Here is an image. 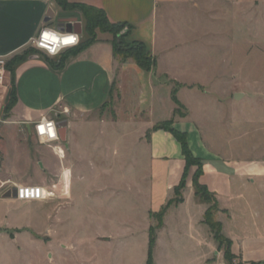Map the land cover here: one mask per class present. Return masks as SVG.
Listing matches in <instances>:
<instances>
[{"label": "rangeland", "instance_id": "rangeland-1", "mask_svg": "<svg viewBox=\"0 0 264 264\" xmlns=\"http://www.w3.org/2000/svg\"><path fill=\"white\" fill-rule=\"evenodd\" d=\"M190 5L193 9H181L173 18V89L179 101V106L173 102V122L190 119L205 149L220 157L264 161V0H190ZM132 47L121 44L119 53L128 57L117 55V60L134 62L131 54L141 52ZM26 50L37 51L32 44ZM121 98L83 116L73 128L75 143L65 157L71 170L67 183L58 173L35 169L18 175L23 183L45 177L53 188L46 199L3 197L12 186L3 181L7 174L0 167V264L147 263L149 229L164 224L160 211L149 207L151 129H143L145 115ZM116 135L126 141H114ZM190 143L202 150L193 137ZM40 144L33 138L19 147L37 150ZM2 160L0 150V166ZM190 166L197 170L195 163ZM186 193H172L168 207ZM212 203L205 202L206 208ZM216 203L212 215L223 223V233L238 232L241 221H228V210ZM166 226L167 231H156L151 264H200L206 255V264H243L232 253L225 259V244L218 248L211 231L214 253L198 252L185 236L174 245L173 210Z\"/></svg>", "mask_w": 264, "mask_h": 264}, {"label": "crops", "instance_id": "crops-1", "mask_svg": "<svg viewBox=\"0 0 264 264\" xmlns=\"http://www.w3.org/2000/svg\"><path fill=\"white\" fill-rule=\"evenodd\" d=\"M65 4L63 7L58 0H0V57L9 60L26 50L43 26L65 31V23L58 22L62 18L75 17L81 23L82 32L78 34L81 41L84 21L77 5H86L103 10L110 23H126L127 40L143 42L154 59V66L145 70L131 60L119 62L114 54L113 34L98 29L95 41L82 50L72 47L53 56L38 50L16 64V102L6 115L3 104L8 83L0 85V118L3 119L0 167L7 174L3 181L11 186L40 185L47 191L53 189L51 183L45 184V177L40 179L41 183H23L18 175L26 168V171H42L44 175L58 173L60 180L68 182L71 170L65 157L75 143L73 128L83 116L97 113L114 97L117 102L120 97H126L132 103L131 109L145 115L140 122L143 129H151L147 150L151 210L159 212L167 204L185 168L179 142L169 131L153 129L157 123L171 121L173 128L186 133L191 153L201 160L197 181L213 194L221 210H228V221L235 218L241 221L238 232L225 235L223 223L216 219L221 223L222 234L231 242L230 252L243 264H264V161L220 157L205 149L190 119L173 122V18L178 17L175 14L181 9H193L190 0H65ZM50 10L54 17L45 22ZM184 14L181 18H185ZM63 58L64 64L57 68L56 62ZM41 118H52L56 123L64 121L65 139L42 143L37 150L31 146L20 150L21 141L30 143L36 138L32 127ZM190 137L197 140L202 152L193 149ZM113 140L126 141V137L116 135ZM141 156L144 158V152ZM195 169V166L187 169L182 188L187 193L181 202L173 203V208L168 207L159 233L168 230L166 218L173 210L174 245L185 236L198 252L210 248L214 253L210 229L202 222L205 202L194 195ZM209 258L206 255L200 264H206Z\"/></svg>", "mask_w": 264, "mask_h": 264}, {"label": "trees", "instance_id": "trees-1", "mask_svg": "<svg viewBox=\"0 0 264 264\" xmlns=\"http://www.w3.org/2000/svg\"><path fill=\"white\" fill-rule=\"evenodd\" d=\"M58 2L63 6L66 7L65 0H58ZM79 8L83 21H84V34L83 39L79 41V43L75 46L77 47V51L82 50L89 46L91 43H93L96 39L95 31L98 29L101 32H110L113 34V49L115 56L122 55V58L128 57L127 55L120 54V45L121 44H132V50L140 51L141 54L139 55H132L131 58L134 60V62L141 68L145 70H150L154 66V59L151 57L149 51L147 50L145 44L140 41H123L122 37H124V40H126L129 27H127L126 23H110L108 19L105 16V13L103 10L90 7L86 5H77ZM127 28V31L123 34H120V30L122 28ZM37 51H30V50H24L18 55L13 56L11 59L6 61L5 68L9 73V80H8V87H7V94L6 99L3 104V112L6 115L8 111L12 108V106L16 102V92H15V83H14V67L16 64L22 62L25 60L28 56H31L33 54H37ZM65 58L59 60L56 62L55 66L57 68L61 67L64 64ZM176 89L172 88L171 90V97L173 102L179 106V101L175 96ZM178 108V107H177ZM171 121H163L160 123H157L153 126L154 130L157 129H163L166 131H169L174 138L179 142L181 146V151L183 158L185 160V168L184 172L181 178V181L178 186L174 188V194L179 195V191L184 187L185 184V176L187 169L189 165L195 163L197 166V170L195 171L193 175V187H194V195L201 201L207 202L212 199L213 203L209 205L203 215V223L206 224L210 231L212 232L213 239L217 242L218 248H221L223 244H225L224 247V257L226 260H229V258L232 256L230 252V240L225 238L221 232V223L213 218L212 212L215 209L217 203L212 193H210L205 185L200 184L197 181L198 176L201 173V160L197 157H194L191 153L188 143H187V135L184 132H181L171 126ZM182 201V198L178 196L175 200H173V203H179ZM171 200H168L167 204L161 208L159 217L162 218L165 209L169 206L171 203ZM162 224H159L157 227H150L149 229V236H148V258L146 264H151L152 259V250L155 245V234L157 229L161 227Z\"/></svg>", "mask_w": 264, "mask_h": 264}, {"label": "built area", "instance_id": "built-area-1", "mask_svg": "<svg viewBox=\"0 0 264 264\" xmlns=\"http://www.w3.org/2000/svg\"><path fill=\"white\" fill-rule=\"evenodd\" d=\"M79 43V35L73 31H61L50 26H43L36 36L31 40V44L46 55L53 56L61 51L75 47ZM6 58L0 57V85H6L8 71L5 68ZM3 119L0 118V122ZM32 134L40 143L50 144L60 142V136L56 122L52 118H41L32 127ZM15 199L22 201H39L52 195L40 185H12Z\"/></svg>", "mask_w": 264, "mask_h": 264}, {"label": "water", "instance_id": "water-1", "mask_svg": "<svg viewBox=\"0 0 264 264\" xmlns=\"http://www.w3.org/2000/svg\"><path fill=\"white\" fill-rule=\"evenodd\" d=\"M53 17H54V13H53L52 10H50V12H48L45 15L44 21L47 22L50 19H52ZM58 22H60L61 24L65 23V31H73V32H75L77 34H81V32H82L81 23L79 21H77V19L75 17L58 19ZM126 31H127V29H126ZM238 97H239V94H235V98H238ZM56 125L58 127V132H59L60 139L64 140L65 139V126H66V123L63 121V122L56 123ZM11 196L13 198H15L14 189H12L10 191H7L3 195V197H5V198L11 197Z\"/></svg>", "mask_w": 264, "mask_h": 264}, {"label": "bare ground", "instance_id": "bare-ground-1", "mask_svg": "<svg viewBox=\"0 0 264 264\" xmlns=\"http://www.w3.org/2000/svg\"><path fill=\"white\" fill-rule=\"evenodd\" d=\"M68 178V177H67ZM66 187H67V185H66Z\"/></svg>", "mask_w": 264, "mask_h": 264}]
</instances>
